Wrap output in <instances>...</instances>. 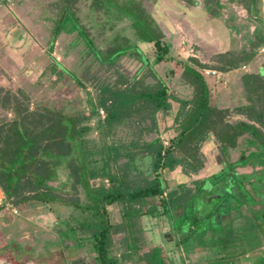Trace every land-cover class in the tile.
<instances>
[{"label": "trees", "instance_id": "1", "mask_svg": "<svg viewBox=\"0 0 264 264\" xmlns=\"http://www.w3.org/2000/svg\"><path fill=\"white\" fill-rule=\"evenodd\" d=\"M205 1V11L218 17L219 0ZM238 1L257 22L252 35L239 51L218 55L214 65L197 58L174 61L181 68L177 81L191 90L184 99L175 98L153 68L169 55L170 45L163 41L162 29L141 0H48L44 10V21L51 24L48 49L60 33L73 34L72 46L81 45V57L118 77L96 79L93 95L87 93L86 113L69 107H30L24 90L0 88V110L11 114L0 119V190L4 196L0 209L9 204L18 211L39 206L52 213L57 208L67 210L64 218L56 213L57 245L71 240L74 248L88 246L96 264H167L160 246L146 247L142 217L164 216L171 223L180 217L187 219L185 209L205 192L207 181L211 191L232 182L238 188L236 193L248 195L241 185L247 176L236 175L237 164L228 156L242 145L254 147L258 154L252 152L249 158L257 156L264 166V133L250 123L264 127V74L259 70L240 76L246 104L231 110L246 120L234 124L227 120L230 109L213 104L203 73L204 69L227 72L245 66L264 47L260 0ZM142 44L154 49L151 63L143 56ZM123 57L141 62L138 72L143 73L139 77L119 73L117 65ZM51 61L83 87L76 73ZM256 61L264 64V57ZM261 67L264 72V65ZM171 100L178 104L175 109ZM173 109L175 135L164 146L159 118ZM207 140L217 145L219 173H211L201 182L191 180L167 188L163 173L179 167L192 178L202 172L205 158L201 147ZM142 162H147V174L142 170L145 165L139 167ZM246 162L244 159L241 165ZM223 199L220 196L219 203ZM108 207L118 208V219H111ZM191 216L194 219L193 213ZM261 227L263 235L264 223ZM175 229L183 231L181 224ZM230 232L225 238L237 245ZM13 253L19 255L20 251ZM225 254L217 257L237 264L240 253Z\"/></svg>", "mask_w": 264, "mask_h": 264}, {"label": "rangeland", "instance_id": "2", "mask_svg": "<svg viewBox=\"0 0 264 264\" xmlns=\"http://www.w3.org/2000/svg\"><path fill=\"white\" fill-rule=\"evenodd\" d=\"M47 1L0 0V88L24 90L30 98V107L34 105H48L57 108L69 107L86 113L87 93L93 95L96 79L109 75L115 80L118 76L111 75L110 70L104 72L102 69H98L97 66L87 61L86 57H81L79 53L81 45L72 46L73 34L60 33L55 38L52 49H48L51 24L44 21ZM141 1L145 10L153 15L156 23L162 29L163 41L170 45L168 58L166 57L153 68L175 98L186 99L190 96L191 90L177 81L181 68L174 61L197 58L205 65H214L218 55L239 51L246 44V38L249 37L246 28L241 29L243 31L240 30V32L237 31L241 27H238L237 31L236 29L225 28L221 21L223 17L212 18V14L206 15V12L203 9L198 10L197 6L191 8V2L194 0ZM198 1L205 2V0ZM237 4L242 5L236 0ZM260 8L262 9L261 12H264V0H261ZM263 12L262 15H264ZM228 22H230L229 25L236 24L233 21ZM190 24L196 27L203 26L204 40L200 35H197L195 40L190 38V27H192ZM249 24L250 22H248L247 27ZM238 34H240L239 37ZM142 45L143 56L151 63L154 49L150 44ZM51 58L64 69L76 73L84 84L83 87L77 85L67 74L60 71L52 63ZM141 66V62L132 57L121 58L117 65L119 73L126 77L135 75L139 77L143 73V70L138 72ZM239 68L244 71L242 67ZM145 70L146 68H144ZM171 70L173 73H170ZM245 70H249V68L246 67ZM205 71L206 69L203 70L204 74ZM217 75L205 74L211 91L213 84H215V91L222 86L225 87L223 90L229 93L228 85L219 83L216 78ZM225 99V95L213 96L212 102L217 108H221L224 107ZM226 100L234 103L233 107L246 104L242 89H235L234 91L233 88L232 96ZM171 103V107L174 109L178 106L175 101L171 100ZM174 109L170 111L171 114L167 113L159 118V136L164 146L167 145L168 139L175 135ZM231 109L227 117L229 122L235 124L246 120L243 115L235 114ZM99 113L100 116H103V112ZM4 116L10 118L11 114H4L0 110V119ZM250 123L260 127L264 133L263 126L255 122ZM120 136L124 138V132ZM201 151L205 158V168L202 172L192 178L186 177L179 167L172 172L163 173L162 179L167 184V188L170 187L171 189L175 185L185 184L191 180L201 182L211 173H219L217 170L221 161L218 158L217 145H213L212 140H207L201 147ZM257 151L254 147L242 145L230 153L228 160L237 164L234 172L239 176L260 175L259 179L262 184L256 186L254 183L256 195L260 197V200L250 199L252 197L249 198V194L240 193L241 195H239V191L236 193L237 186L232 182L226 183V186L217 192L211 191L213 189L207 181L204 185L205 192L199 194L194 204L185 209V213L188 215L187 219L180 217L171 223L172 228L181 224L182 232H187L189 225H192L193 228L196 227L189 232L188 239L182 243V249L187 251L188 247L196 249L197 246L199 250L204 249L207 252L200 255H188L187 260L190 263L204 260L208 264H227L225 258L224 260L217 257L219 255L216 254L219 252L223 256L224 253L231 255H235L237 252L248 253L245 258L242 256L240 258L237 255L235 259L237 264H259L260 258L264 257V251L259 249L264 243V234L261 233V225L264 223V173L262 172L264 166L259 164L257 156L249 158L250 153ZM244 159L247 162L245 165H241ZM144 165L142 170L147 174V162H142L139 167L142 168ZM253 177L256 176H247L246 180ZM211 182L213 183V181ZM220 196H225V199L219 203ZM3 198V193L0 190V200L3 201ZM243 204L245 205L242 206ZM5 206L8 210L4 209ZM5 206L0 209V264H95L92 261V253L88 246L74 248L71 240H63L57 245L59 235L54 225L59 219L56 213H59L60 218H64L68 213L67 210L57 208L56 213H52L46 212L39 206L18 211L9 204H5ZM10 207L15 213L11 212ZM107 210L111 212L113 221L119 218L117 207H108ZM208 212L211 213L207 215ZM192 213L194 219L191 216ZM174 214L176 216L178 213ZM195 217L198 218L197 222H195L197 220ZM168 223V219L164 216L157 218L144 216L141 218L146 247H151V244L157 240V243L162 247L167 245L161 240V237L154 239L150 235L148 238L146 232L158 230V227L164 230L166 227L168 228ZM229 229L231 231L229 237L234 238L237 245L232 246L230 240L225 238ZM11 241L18 244L14 243L11 246ZM15 250L20 251L19 255L13 253Z\"/></svg>", "mask_w": 264, "mask_h": 264}, {"label": "crops", "instance_id": "3", "mask_svg": "<svg viewBox=\"0 0 264 264\" xmlns=\"http://www.w3.org/2000/svg\"><path fill=\"white\" fill-rule=\"evenodd\" d=\"M264 14V12H263ZM263 18H264V15H263ZM191 25V24H190ZM192 26V25H191ZM194 28V29H193ZM204 28L203 27H196V26H192L190 27V38L192 40H195L198 36L197 35H200L202 37V40H204V37H203V31ZM197 31V33H196ZM200 40V41H202ZM204 43V42H203ZM264 57V54L263 55H258L255 57V59H252L250 63L247 64L246 67L249 68V70H241L240 68H237V69H233L231 71H227V72H220V71H216L218 73L217 75V81L219 83H221L222 85H228V88H229V93L225 92L223 89L225 87H222L221 85V88H218L216 91L214 90V88L216 87L215 84H213L212 86V95L213 96H223L225 95L226 96V99L229 98L230 96H232V91H233V88H234V91L235 89H241L240 87V84H239V78L241 75H243L244 73H258V71L260 70L261 74L263 75L264 72L262 70V67L264 64L263 62H257L256 60L258 58H262ZM252 64V66H250ZM205 70V69H204ZM208 70V69H206ZM210 70V69H209ZM264 76V75H263ZM209 83V82H208ZM225 99V102H224V107H221V108H228V109H231V107L234 106V103H232L230 100H226ZM262 172L264 173V170H262ZM252 175H255L256 177H253V178H257L258 180L260 175L259 174H249V175H246V176H252ZM263 177V176H262ZM261 181V180H260ZM245 204H243L242 206H244ZM169 221V220H168ZM174 221V220H173ZM166 229V230H165ZM164 230L163 228H159L158 227V230L155 229V230H149L147 231L146 233L148 234L147 237L149 238L150 235L155 239H158V237H161V240L164 241L165 243H167V245H160L157 241H155L153 244H151V246H160L161 247V250H162V254L164 255V260H168L166 261L167 264H208L206 261L204 260H201L199 262H193V263H190L189 260H187V257L188 255H200V254H203L205 252H207L206 250H199L196 246V249H192L190 247H188L187 251H184L182 249V242L181 239L183 238H187L189 237V232L191 231V229L189 228L187 232H182V231H178L177 229L175 228H172L171 227V221H169L168 223V228L166 227ZM146 235V234H145ZM155 235V236H154ZM263 240H264V237H263ZM150 246V245H149ZM260 250L264 251V243L261 244V246L259 247ZM220 252L216 255H219ZM243 254V255H242ZM248 253H240L238 254V256L240 258L242 257H247ZM242 256V257H241ZM263 256V255H262ZM96 264V263H95ZM122 264H132V262H126V263H122Z\"/></svg>", "mask_w": 264, "mask_h": 264}, {"label": "flooded vegetation", "instance_id": "4", "mask_svg": "<svg viewBox=\"0 0 264 264\" xmlns=\"http://www.w3.org/2000/svg\"><path fill=\"white\" fill-rule=\"evenodd\" d=\"M261 2V0H260ZM192 3V6L191 8L197 6L198 10L199 9H203L205 11L206 7H207V3L206 1L205 2H202V1H198V0H194ZM219 4L221 5V8H219L218 12L220 13L218 17H223L221 18V21L223 23V25L225 26V28H229L231 30H235L237 31V29H239L238 27H241L239 29V31L237 32H240L241 29H247L248 30V33H249V37L252 35V32L254 31L256 25H257V22L252 18V16L250 15V13L247 11V7L241 3L242 5H239L237 4L236 5V0H219ZM260 7V6H259ZM197 10V9H195ZM261 8H259V11H260V14H261V17L263 18V15H262V12H261ZM226 13H224V12ZM229 13H228V12ZM206 12V11H205ZM226 14V16L224 17V15ZM206 15H211L209 12H206ZM212 18H214V16H212ZM264 20V18H263ZM228 21H233V22H236L235 25H229L230 22ZM248 22H250L249 26L247 27V24ZM256 22V25H254V23ZM197 27H203V26H197ZM230 30V31H231ZM243 31V30H241ZM240 34H238V37H239ZM246 42H247V38H246ZM237 176H239L237 173H236ZM242 176V175H240ZM242 179V178H241ZM242 187L244 190H246L245 188V185L244 184H248L249 183V186H251L253 192L256 194L255 192V185L254 183H256V186L258 184H262V181L258 180L257 178H249V179H245L244 178L242 179ZM250 195V194H249ZM250 197H252L250 195ZM251 199V198H250ZM253 199V197H252Z\"/></svg>", "mask_w": 264, "mask_h": 264}, {"label": "built area", "instance_id": "5", "mask_svg": "<svg viewBox=\"0 0 264 264\" xmlns=\"http://www.w3.org/2000/svg\"><path fill=\"white\" fill-rule=\"evenodd\" d=\"M192 51V50H191ZM257 54L258 55H263L264 54V47H261V48H259V50L257 51ZM246 68V66H242V69H245ZM205 74L206 75H217L218 73L217 72H215V71H213V70H206L205 71ZM1 201V200H0ZM11 208V207H10ZM4 209L5 210H8V208H7V206H5L4 207ZM11 210V212L12 213H15V211L14 210H12V208L10 209Z\"/></svg>", "mask_w": 264, "mask_h": 264}, {"label": "water", "instance_id": "6", "mask_svg": "<svg viewBox=\"0 0 264 264\" xmlns=\"http://www.w3.org/2000/svg\"><path fill=\"white\" fill-rule=\"evenodd\" d=\"M246 191L253 197L256 198V200H260V197H257V195L253 192L251 186H249V183L244 184ZM259 264H264V257L262 258L261 262Z\"/></svg>", "mask_w": 264, "mask_h": 264}]
</instances>
